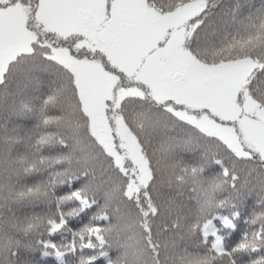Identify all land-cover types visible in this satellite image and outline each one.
Returning <instances> with one entry per match:
<instances>
[{
	"label": "snow or ice",
	"instance_id": "snow-or-ice-1",
	"mask_svg": "<svg viewBox=\"0 0 264 264\" xmlns=\"http://www.w3.org/2000/svg\"><path fill=\"white\" fill-rule=\"evenodd\" d=\"M37 251L264 264V0H0V264Z\"/></svg>",
	"mask_w": 264,
	"mask_h": 264
},
{
	"label": "trees",
	"instance_id": "trees-1",
	"mask_svg": "<svg viewBox=\"0 0 264 264\" xmlns=\"http://www.w3.org/2000/svg\"><path fill=\"white\" fill-rule=\"evenodd\" d=\"M257 2H259V0H257ZM17 123L21 124L23 127H30L32 125L33 121H31L30 119H18ZM183 158L186 161H190V160H193L195 157H194L193 153H184ZM207 171H208L209 175H212V174H215L217 169H215L214 167H210ZM190 194L191 193H189V192H185V198H187ZM251 203H252V198H249V200L247 202V206H250ZM36 211H40V209L37 208ZM89 216H90V213L83 214L81 217L70 221V226L73 229H78L80 226H82L84 223L87 222ZM243 228H244V225L241 222L238 231L233 233L231 236H229L228 240H229L230 244H235L238 241L240 231H242ZM59 239L60 238L58 236L55 237V240L57 242H59ZM27 255H28V259L34 261V264H56V261L53 257L42 258L38 251L35 253L27 254ZM112 255L115 256L114 251H113ZM248 259H249L248 256L242 257V260L245 262H247ZM66 261H67V264H74L75 258L71 255H68L66 257ZM97 264H104L103 259L98 260Z\"/></svg>",
	"mask_w": 264,
	"mask_h": 264
}]
</instances>
